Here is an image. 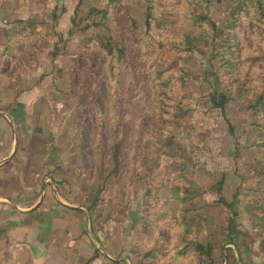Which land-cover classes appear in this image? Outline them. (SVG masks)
<instances>
[{
    "label": "crops",
    "instance_id": "1",
    "mask_svg": "<svg viewBox=\"0 0 264 264\" xmlns=\"http://www.w3.org/2000/svg\"><path fill=\"white\" fill-rule=\"evenodd\" d=\"M29 2L0 0V264H135L141 249L160 246L159 234L212 245L201 264H264V145L251 117L190 138L181 169L164 170L155 186L159 198L141 196V183L127 199L119 190L108 198L72 176L62 145L73 137L58 134L53 114L84 37L72 31L75 8ZM41 20L43 38H24Z\"/></svg>",
    "mask_w": 264,
    "mask_h": 264
},
{
    "label": "rangeland",
    "instance_id": "2",
    "mask_svg": "<svg viewBox=\"0 0 264 264\" xmlns=\"http://www.w3.org/2000/svg\"><path fill=\"white\" fill-rule=\"evenodd\" d=\"M29 1L63 12L71 5L74 34L84 36L74 62L66 66L62 106L53 113L61 122L58 134L73 137L62 150L70 153L67 163L75 180L84 175L110 199L118 190L127 199L134 184L141 183V196L150 199L164 170L181 169L192 148L190 138L196 143L222 135L241 113L251 117L264 145V104L256 102L257 92L251 89L264 87V37L262 32L251 35V29H264V19L253 17L256 0H249L247 9L245 0H195L191 5L188 0ZM201 16L208 22H197ZM39 22L36 35L42 39L48 22ZM188 32L190 39L184 41ZM74 34L69 32L68 42L73 43ZM250 56L260 61L253 83L244 68ZM212 95L230 99L228 117L215 113ZM121 186H129L126 193ZM193 251L190 264H201Z\"/></svg>",
    "mask_w": 264,
    "mask_h": 264
},
{
    "label": "trees",
    "instance_id": "3",
    "mask_svg": "<svg viewBox=\"0 0 264 264\" xmlns=\"http://www.w3.org/2000/svg\"><path fill=\"white\" fill-rule=\"evenodd\" d=\"M176 1H177L176 3L180 2V0H176ZM194 1L195 0H188V3L191 5ZM248 1L249 0H245L246 9H247V5H248ZM256 2L259 5L258 9H257L258 14H253V17L258 18V19H261V17H262V19H264V0H256ZM162 4H165V2H162ZM195 19L197 22L198 21H207L208 22V18L206 16L196 17ZM147 22H146V25L149 26L150 20L147 19ZM197 24L200 25L199 23H197ZM209 24H210V26L214 27V24L212 22ZM40 28H42V24H40V23H38V24L34 23L31 25H28V26L24 27V29L22 30V35L24 38L29 39V38H31V36L36 31L38 32L40 30ZM72 31H73V29H72ZM256 32H259V33L262 32V35L264 37V29L263 28L254 29V30L251 29V35H254ZM208 35L209 34L206 33V34H203L201 37L203 39H206L208 37ZM183 37H184V41L185 40L188 41L190 39V33L188 32L186 35L184 34ZM261 42L264 43V40H262ZM261 42H260V44H261ZM186 49H189V48H186ZM262 59H264V57H262ZM244 64H245L244 68L246 70L245 76H248L250 78L251 83H253V81L255 82L256 79L254 78L253 71H255V69H256L255 66L260 64L259 58L256 56L247 57ZM261 79H262V81H264V73H263ZM248 83H250V82H248ZM251 86H252L251 89L253 91L257 92L256 93V102L258 101V103L264 104V87H262V89L260 91H258L255 89L257 84H255V86H253V85H251ZM210 101H211L214 108H220V109L224 110L225 105L227 103H229L230 99L225 97L224 95H220L219 100H216L215 96L212 95L210 97ZM259 136H262V134ZM259 136H258V138H259ZM152 183L155 184L154 181H152ZM154 194H156V193H154L153 190H150V198L153 197ZM177 238H179L178 239L179 242H178L177 246L174 248L173 251L170 252V254L168 253V255L165 256L166 257L165 259L163 258L162 254H161V247L160 248L157 247L155 249L153 247L151 249H144L143 248L138 252V259H137V262L135 264H159L161 261L166 262V264H190V255H189L190 249L195 250L193 252L198 256L199 259H202V257H205V256L211 257V253L213 251L212 245H210V244L203 245L194 239H190L186 235H183L182 237H177ZM177 238L175 236V238H173L171 240H167L165 238L161 239V234H159L158 240H156V241H158L160 243V245H162V243H165L167 245V247L170 248V246H172L170 244L172 242V240H177ZM210 257H208V258H210Z\"/></svg>",
    "mask_w": 264,
    "mask_h": 264
}]
</instances>
